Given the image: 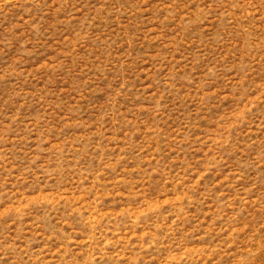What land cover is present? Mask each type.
<instances>
[{
	"label": "rangeland",
	"instance_id": "obj_1",
	"mask_svg": "<svg viewBox=\"0 0 264 264\" xmlns=\"http://www.w3.org/2000/svg\"><path fill=\"white\" fill-rule=\"evenodd\" d=\"M0 264H264V0H0Z\"/></svg>",
	"mask_w": 264,
	"mask_h": 264
}]
</instances>
